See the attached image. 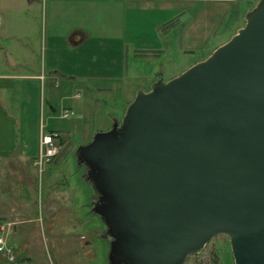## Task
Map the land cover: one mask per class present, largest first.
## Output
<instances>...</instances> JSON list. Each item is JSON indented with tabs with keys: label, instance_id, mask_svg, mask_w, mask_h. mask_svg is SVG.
<instances>
[{
	"label": "water",
	"instance_id": "obj_1",
	"mask_svg": "<svg viewBox=\"0 0 264 264\" xmlns=\"http://www.w3.org/2000/svg\"><path fill=\"white\" fill-rule=\"evenodd\" d=\"M75 158L107 264H187L219 237L234 264H264V0Z\"/></svg>",
	"mask_w": 264,
	"mask_h": 264
},
{
	"label": "crops",
	"instance_id": "obj_2",
	"mask_svg": "<svg viewBox=\"0 0 264 264\" xmlns=\"http://www.w3.org/2000/svg\"><path fill=\"white\" fill-rule=\"evenodd\" d=\"M202 1L0 0V164L15 161L24 171L29 150L38 148L35 133L32 143L21 137L15 115L24 111L20 106L23 102L32 101L29 90L34 87L50 90L51 99L59 93L70 98L71 93L82 91L89 98L94 93H108L106 88L117 90V83L128 78L136 80L135 68L128 77L129 56L164 57L168 76L175 74L168 82L209 58L222 46L213 44V40L227 9L204 7ZM43 45L45 58L41 65ZM206 50L209 54L199 60L198 54ZM155 74L151 84L161 80ZM54 89L58 94H51ZM50 101V114L55 115L57 111ZM35 161L36 157L34 168ZM21 171H1L7 184L5 195L0 196V216L8 214L10 203L16 207L11 213L17 218L27 209L25 175ZM85 241L82 238L71 247L88 254L90 247ZM58 245L54 243L55 248Z\"/></svg>",
	"mask_w": 264,
	"mask_h": 264
},
{
	"label": "rangeland",
	"instance_id": "obj_3",
	"mask_svg": "<svg viewBox=\"0 0 264 264\" xmlns=\"http://www.w3.org/2000/svg\"><path fill=\"white\" fill-rule=\"evenodd\" d=\"M258 1L203 0L200 5L204 7L217 6L227 9V14L219 21L217 37L212 41L213 44L219 43L223 46L228 43L233 31L245 26V17L254 10ZM171 42H174L173 38ZM44 50L43 45L39 54L41 65H44ZM209 52L210 50H206L205 53L198 54L199 60L204 59ZM139 58L137 60L129 56L126 59L128 77L132 76L131 71L135 68L137 78H128L117 83V90L106 88L109 89L108 93H94L89 98L84 91L73 92L70 98H64L54 89L57 92L53 91L51 94H58L59 97L56 95L51 99L50 90L37 86L29 90L32 101L20 105L24 111L15 113L22 138L29 139V143H32L34 133L35 138H39L40 129L43 127L44 136L57 137L55 145L59 154L41 170L37 166L33 167L34 158L36 157V163L39 157V148L36 149L35 146L28 152L29 161L24 171L18 168L15 161L0 164L2 197L5 195L7 179L2 176L1 171L17 169L25 175L24 198L27 209L19 213L17 218L11 213V208L16 207L10 203L6 210L8 214L0 216V228L5 227L7 230V227H10L3 236L15 251L17 258L14 264H107L108 242L100 240L104 229L100 220L91 215L92 192L82 180L83 171L77 167L75 154L78 149L91 144L97 135H106L113 130L116 123L121 124L137 95L151 91L153 84L150 81L155 71V75L161 76L164 84L168 83V78L175 75L172 73L168 76L170 72L164 57ZM74 98L79 100L72 101ZM48 100L54 104L53 108L57 111L55 115L50 114ZM64 114L70 117L63 120ZM13 230L15 233L10 234ZM82 238L90 247L88 254L78 247H71ZM56 242L59 245L55 248ZM20 250L21 253H17ZM0 264L8 263L0 257ZM187 264H234L229 240L226 237L217 238L201 255L189 259Z\"/></svg>",
	"mask_w": 264,
	"mask_h": 264
},
{
	"label": "built area",
	"instance_id": "obj_4",
	"mask_svg": "<svg viewBox=\"0 0 264 264\" xmlns=\"http://www.w3.org/2000/svg\"><path fill=\"white\" fill-rule=\"evenodd\" d=\"M72 116V115H71ZM70 117L68 114L62 116L63 120H67ZM56 136H44L42 131L39 137L38 148L39 157L37 158L36 166L41 170L45 165H48L59 154V149L55 145ZM10 227H7V230ZM5 227L0 228V257L4 258L8 264H14L16 262L15 251L7 243L3 234L7 231ZM9 231V230H8Z\"/></svg>",
	"mask_w": 264,
	"mask_h": 264
}]
</instances>
